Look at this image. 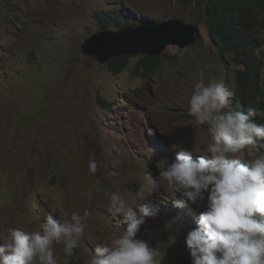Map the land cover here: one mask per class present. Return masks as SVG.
Returning a JSON list of instances; mask_svg holds the SVG:
<instances>
[{
    "label": "rangeland",
    "instance_id": "obj_1",
    "mask_svg": "<svg viewBox=\"0 0 264 264\" xmlns=\"http://www.w3.org/2000/svg\"><path fill=\"white\" fill-rule=\"evenodd\" d=\"M195 5L191 0H0V237L11 228L37 231L50 214L64 220L77 213L85 225L79 247L69 255L56 243L54 256L58 264H89L96 246L127 227L123 215L108 212L105 191L119 192L134 205L142 202L143 190L158 211L144 218L137 238L156 250L161 264H191L185 238L206 197L197 205L169 192L160 173L180 149L198 158L210 142L208 126L188 114L201 73L205 84L223 80L235 95L240 68L221 60L209 38L204 3L195 0ZM97 13H113L109 29L115 31L141 16L157 22L179 18L198 25L200 37L186 48L169 46L153 74L136 71L141 56L133 54L127 68L114 75L81 51L83 41L100 30ZM262 29L256 53L264 90ZM98 95L112 105H100ZM231 101L233 107L234 96ZM260 145L264 140L245 159L264 155ZM91 157L98 164L95 173L88 169ZM178 198L185 204L166 211Z\"/></svg>",
    "mask_w": 264,
    "mask_h": 264
},
{
    "label": "clouds",
    "instance_id": "obj_2",
    "mask_svg": "<svg viewBox=\"0 0 264 264\" xmlns=\"http://www.w3.org/2000/svg\"><path fill=\"white\" fill-rule=\"evenodd\" d=\"M191 6H196L195 0H191ZM107 18L105 28L96 18L98 31H115L109 29L115 19L113 13H108ZM145 20L153 19L141 16L125 27L136 28ZM233 96L223 80L213 78L205 84L201 73L188 100V114L208 126L210 142L198 158H192V150L180 149L174 162L166 164L160 173L169 192L180 193L197 205L206 197L196 227L185 238L191 264H264V155L245 159V153L251 154L257 141L264 140V123L255 121L256 117L264 118V108L252 107L244 112L243 104L240 111L236 104L232 107ZM258 149L264 151L261 145ZM97 166L95 157H91L89 172L95 173ZM146 179L153 183L150 175ZM105 195L109 199L108 212L114 217L123 215L127 227L116 238L96 246L89 264H161L156 250L137 238L144 218L153 217L158 211L147 201L143 190L138 193L142 202L134 205L119 192L106 190ZM184 204L178 198L174 207L165 210L173 212ZM82 220L77 213L64 220L50 214L37 231L9 229L6 236L0 237V264H58L53 245L62 243L65 252L72 254L84 235Z\"/></svg>",
    "mask_w": 264,
    "mask_h": 264
},
{
    "label": "trees",
    "instance_id": "obj_3",
    "mask_svg": "<svg viewBox=\"0 0 264 264\" xmlns=\"http://www.w3.org/2000/svg\"><path fill=\"white\" fill-rule=\"evenodd\" d=\"M207 21L208 34L216 47L219 57L226 65H237L235 71L237 91L233 106L244 112L248 108H264V90L259 83V72L262 60L258 58L261 37L259 33L264 26V0H202ZM248 3V4H247ZM236 15V16H235ZM95 17L101 27L108 26L106 14L97 13ZM162 55L141 56L135 65L136 71L153 73L163 64ZM128 55L112 57L106 67L112 74L118 75L129 64ZM100 105L109 108L112 103L97 96ZM258 124L264 123V118L256 117Z\"/></svg>",
    "mask_w": 264,
    "mask_h": 264
},
{
    "label": "water",
    "instance_id": "obj_4",
    "mask_svg": "<svg viewBox=\"0 0 264 264\" xmlns=\"http://www.w3.org/2000/svg\"><path fill=\"white\" fill-rule=\"evenodd\" d=\"M199 34L198 27L177 18L161 22L145 20L136 28L95 32L81 44V49L86 55L105 63L122 54L156 56L169 45L184 48L194 44Z\"/></svg>",
    "mask_w": 264,
    "mask_h": 264
},
{
    "label": "bare ground",
    "instance_id": "obj_5",
    "mask_svg": "<svg viewBox=\"0 0 264 264\" xmlns=\"http://www.w3.org/2000/svg\"><path fill=\"white\" fill-rule=\"evenodd\" d=\"M247 4H248V3H247ZM235 16H236V15H235ZM177 19H179V18H177ZM180 20H181V19H180ZM153 21H154V20H153ZM163 21H165V20H163ZM182 21H183V20H182ZM160 22H161V21H160ZM185 23H186V22H185ZM187 24H193L194 26L198 27V25H196V24H194V23H187ZM141 25H142V24H141ZM138 26H140V25H138ZM138 26H137V27H138ZM198 28H199V27H198ZM122 29H123V28H121V29H119V30H122ZM116 31H118V30H116ZM91 35H92V34H91ZM91 35H90V36H91ZM90 36H89V37H90ZM89 37H88V38H89ZM198 37H200V34L198 35ZM88 38H87V39H88ZM215 48H216V47H215ZM146 56H149V55H146ZM107 62H108V61H107Z\"/></svg>",
    "mask_w": 264,
    "mask_h": 264
}]
</instances>
